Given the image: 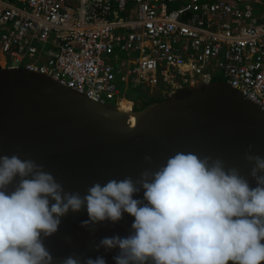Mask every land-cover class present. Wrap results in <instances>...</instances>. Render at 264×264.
Returning a JSON list of instances; mask_svg holds the SVG:
<instances>
[{
  "label": "clouds",
  "instance_id": "9594fccd",
  "mask_svg": "<svg viewBox=\"0 0 264 264\" xmlns=\"http://www.w3.org/2000/svg\"><path fill=\"white\" fill-rule=\"evenodd\" d=\"M253 149L244 154L247 173L219 156L177 151L136 177L96 182L84 193L66 190L31 158L0 156V264H54L45 240L70 211L85 208L81 226L92 231L134 217L128 235L95 246L118 249L116 264H264V157ZM145 161L153 165L151 156ZM60 264L107 261L74 253Z\"/></svg>",
  "mask_w": 264,
  "mask_h": 264
},
{
  "label": "water",
  "instance_id": "95a60500",
  "mask_svg": "<svg viewBox=\"0 0 264 264\" xmlns=\"http://www.w3.org/2000/svg\"><path fill=\"white\" fill-rule=\"evenodd\" d=\"M250 144L252 154L264 157V110L228 81L186 84L143 109L129 110L96 101L42 72L0 68V156L43 164L69 191L84 193L96 182L136 177L177 151L219 156L247 173L251 166L244 154ZM88 219L86 208L70 211L45 240L54 264L74 253L116 264L118 249L95 246L104 237L128 235L134 217L125 213L117 223L94 225V231L81 226Z\"/></svg>",
  "mask_w": 264,
  "mask_h": 264
},
{
  "label": "built area",
  "instance_id": "2783aa9c",
  "mask_svg": "<svg viewBox=\"0 0 264 264\" xmlns=\"http://www.w3.org/2000/svg\"><path fill=\"white\" fill-rule=\"evenodd\" d=\"M17 1L0 0V68L125 109L142 85L223 79L264 110V0Z\"/></svg>",
  "mask_w": 264,
  "mask_h": 264
},
{
  "label": "rangeland",
  "instance_id": "374dc122",
  "mask_svg": "<svg viewBox=\"0 0 264 264\" xmlns=\"http://www.w3.org/2000/svg\"><path fill=\"white\" fill-rule=\"evenodd\" d=\"M16 2H18L17 0H14ZM253 7L254 9H259L257 7V4L253 1V0H247ZM19 4H22L20 2H18ZM179 4H173V6H176ZM172 6V7H173ZM225 81V80H224ZM173 89L171 87H168L162 83H159L158 85L155 86H151V85H142L141 87L138 88H134V89H129L127 91V96L134 101V103H139L140 100H142L143 98H148L149 96L153 95V96H157V97H161L164 95H169V93L172 91ZM138 101V102H136Z\"/></svg>",
  "mask_w": 264,
  "mask_h": 264
},
{
  "label": "trees",
  "instance_id": "16d2710c",
  "mask_svg": "<svg viewBox=\"0 0 264 264\" xmlns=\"http://www.w3.org/2000/svg\"><path fill=\"white\" fill-rule=\"evenodd\" d=\"M167 97V95L161 96V97H157V96H149L148 98H143L142 100L139 101V103H126V107L132 110H137V109H143L145 106H147L148 104L152 103L153 101L162 99ZM132 99V98H131ZM137 102V101H136Z\"/></svg>",
  "mask_w": 264,
  "mask_h": 264
}]
</instances>
